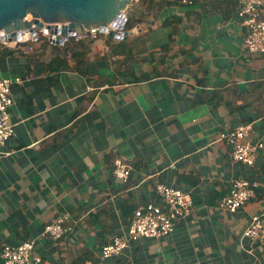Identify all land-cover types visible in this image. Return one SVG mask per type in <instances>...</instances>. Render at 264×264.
Segmentation results:
<instances>
[{"label": "crops", "instance_id": "crops-1", "mask_svg": "<svg viewBox=\"0 0 264 264\" xmlns=\"http://www.w3.org/2000/svg\"><path fill=\"white\" fill-rule=\"evenodd\" d=\"M238 7L157 0L141 33L129 37L121 71L114 63L123 54L110 56L108 34L99 33L89 81L73 69H26L18 52L0 57V76L20 78L9 107L15 133L0 150L1 246L32 240L44 264H264V249L242 236L253 215L264 222V147L247 165L217 138L251 122L249 139L264 143V92L250 86L264 80V54L247 52ZM171 16L181 18L175 30L162 25ZM116 157L131 167L125 182L113 174ZM239 179L258 187L230 212L219 204ZM157 183L187 192L190 213L168 235L129 241L120 256L102 258L100 247L122 225L120 201L161 205ZM59 214L70 229L59 239L44 235Z\"/></svg>", "mask_w": 264, "mask_h": 264}, {"label": "built area", "instance_id": "built-area-1", "mask_svg": "<svg viewBox=\"0 0 264 264\" xmlns=\"http://www.w3.org/2000/svg\"><path fill=\"white\" fill-rule=\"evenodd\" d=\"M138 1V0H135ZM180 4L192 5L193 0H176ZM238 16L240 24L245 30L244 43L249 54H264V0H239ZM96 27L89 29V35L78 34L74 37L82 39L84 36L96 37ZM39 34V33H38ZM50 44L54 38L41 33ZM20 78L0 76V150L6 141L15 133L14 124L9 120V107L12 104L11 87ZM253 128L251 122L239 124L232 129L218 133V140L230 148L232 159L243 164L251 165L252 156L264 147L260 140L249 139ZM113 174L122 181H127L131 167L116 157L113 160ZM258 182L255 179H239L231 184L228 192L222 197L219 206L233 212L255 196ZM155 192L160 198L161 205L148 201L136 206L132 216L119 226L118 233L100 247L102 258L120 256L129 246V241L141 238H160L173 231L175 221L190 213L193 200L185 191L165 183H157ZM67 215L59 214L53 221L43 228V234L59 239L70 227L66 225ZM242 236L251 243L259 244L264 249V222L258 215H253L244 229ZM34 243L25 240L16 245L5 244L0 252V264H44L38 255L33 254Z\"/></svg>", "mask_w": 264, "mask_h": 264}, {"label": "water", "instance_id": "water-1", "mask_svg": "<svg viewBox=\"0 0 264 264\" xmlns=\"http://www.w3.org/2000/svg\"><path fill=\"white\" fill-rule=\"evenodd\" d=\"M134 1L0 0V44L15 47L45 33L61 45L69 37L89 35L91 27L112 38L129 39L143 30L140 23L125 27L127 10Z\"/></svg>", "mask_w": 264, "mask_h": 264}, {"label": "trees", "instance_id": "trees-1", "mask_svg": "<svg viewBox=\"0 0 264 264\" xmlns=\"http://www.w3.org/2000/svg\"><path fill=\"white\" fill-rule=\"evenodd\" d=\"M155 6H157V0H138L135 4L133 3L127 12V21L125 27L130 28L136 24L143 22L146 18L147 12H150ZM180 24L181 18L177 16H171L170 18H167L162 22V25L171 26L174 30L178 28ZM98 36H100L99 33L94 38L89 36H84L82 39L69 37L63 44L59 45L50 44L47 41L46 37L39 33L36 40H28L23 43H18L22 47L30 46V50L20 49L18 45L14 48H10L8 46L0 44V57L13 55L15 52H18V55H21L22 57L27 59L26 69H31L33 65L39 63H41L46 70H50L52 72L65 69H73L82 74L89 81L87 68L89 63L95 59V57H90L92 53L93 43L98 38ZM105 45L110 49L108 51V54L110 56L115 57L116 55L123 54L122 56L124 58L116 59L114 63L116 69L121 71L122 69L117 64H124L126 62L125 57L130 54V41L128 39L116 40L110 36H107ZM41 56L44 57V59H42ZM46 59L48 61H45ZM105 59H107V57H105ZM147 78L148 75H144L139 77L138 79L144 80ZM53 81L54 78L51 79V82ZM250 86L251 90L264 92V80L253 82ZM216 94H218V92ZM238 96H244V94H238ZM260 98L264 102V94H260ZM250 103L252 102H247V104ZM228 105L234 107L231 104ZM134 209L135 207L131 204L120 201L118 210L120 213V222L122 224H124L132 216ZM96 216L97 219H99V221L101 222L99 212H97ZM109 220L110 222L108 227L104 228L105 232L112 228L113 221H115V216H110ZM2 247L3 246L0 245V252Z\"/></svg>", "mask_w": 264, "mask_h": 264}, {"label": "rangeland", "instance_id": "rangeland-1", "mask_svg": "<svg viewBox=\"0 0 264 264\" xmlns=\"http://www.w3.org/2000/svg\"><path fill=\"white\" fill-rule=\"evenodd\" d=\"M134 2H136V1H134ZM134 2H133V3H134Z\"/></svg>", "mask_w": 264, "mask_h": 264}]
</instances>
